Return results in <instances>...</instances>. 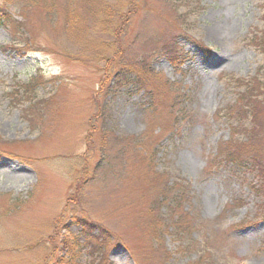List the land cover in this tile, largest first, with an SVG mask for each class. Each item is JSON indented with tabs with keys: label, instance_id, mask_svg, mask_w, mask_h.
I'll use <instances>...</instances> for the list:
<instances>
[{
	"label": "rangeland",
	"instance_id": "1",
	"mask_svg": "<svg viewBox=\"0 0 264 264\" xmlns=\"http://www.w3.org/2000/svg\"><path fill=\"white\" fill-rule=\"evenodd\" d=\"M225 144L264 169V0H0V264H264V174Z\"/></svg>",
	"mask_w": 264,
	"mask_h": 264
},
{
	"label": "trees",
	"instance_id": "2",
	"mask_svg": "<svg viewBox=\"0 0 264 264\" xmlns=\"http://www.w3.org/2000/svg\"><path fill=\"white\" fill-rule=\"evenodd\" d=\"M126 59V57L125 59L122 58L123 62H120L119 70L115 72V79L117 81L125 78L128 79L136 91L151 88L152 82L155 79L153 73L151 71H145V69L142 67L141 60L136 59L133 63H130ZM151 150L149 155L147 150H145L144 156H140V159L137 157L139 159L137 163L140 165L142 164V166H140L141 174L143 178H146L147 180L149 179V164L147 161L143 160L153 159ZM222 155L223 161L236 166H246L248 162H253L256 168H258V175L262 177L264 174V169L261 168L257 163L254 150L248 149V147L245 145L236 147L231 146L230 144H225V149ZM134 174L137 176V170H135ZM149 187L157 191V193L153 196V199L150 201V203L145 205V211H158L161 207L172 209L175 205L177 208L180 199H178L179 194L174 195V193L178 190L179 185H174L173 183L169 186L167 181H163L162 183L158 184V186L156 182L154 185H149ZM145 199L146 197H142L139 202L144 201ZM135 203H138L137 200L134 202V204Z\"/></svg>",
	"mask_w": 264,
	"mask_h": 264
},
{
	"label": "bare ground",
	"instance_id": "3",
	"mask_svg": "<svg viewBox=\"0 0 264 264\" xmlns=\"http://www.w3.org/2000/svg\"><path fill=\"white\" fill-rule=\"evenodd\" d=\"M221 31H222V28H220V29L213 28V31H211V33H209L207 35L208 39L213 40V41H214V39L215 40L216 39H221L220 35H219V32H221ZM225 34L226 35L224 37V40L227 42V40L230 39V36L232 35V28L231 27L226 28L225 29Z\"/></svg>",
	"mask_w": 264,
	"mask_h": 264
}]
</instances>
